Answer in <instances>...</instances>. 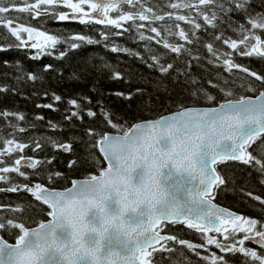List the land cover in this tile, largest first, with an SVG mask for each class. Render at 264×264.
Segmentation results:
<instances>
[{
	"label": "snow or ice",
	"instance_id": "snow-or-ice-1",
	"mask_svg": "<svg viewBox=\"0 0 264 264\" xmlns=\"http://www.w3.org/2000/svg\"><path fill=\"white\" fill-rule=\"evenodd\" d=\"M60 6L70 11L60 10ZM163 6L171 11L158 14L143 0H0V29L14 38L0 52L21 49L32 60L51 56L54 51L58 58L64 57L66 52L58 48L60 44L77 49L82 44H100L101 39L109 41L112 36L135 33L145 42L146 52L116 44L110 51L141 59L159 73V78L146 80L127 94L115 91L109 95L125 101L140 97L137 108L141 113L168 112L159 118L141 117L131 122L118 118L102 99L95 103L90 96L64 100L60 94L45 91L44 98L51 96V102L36 107L58 111L56 104L64 101L68 106L66 122L84 124L87 118L94 125L85 126L77 140L48 138L54 153L73 154L74 145L81 144L87 158L70 159L67 170L84 167L88 174L83 179H73L67 171L52 170L55 155L40 159L17 155L25 149L34 154L43 151L44 144L0 134V164L5 163V158L12 159L11 164L0 167V182L9 185L0 192L30 195L33 199L27 208L36 207L39 215L50 217H24V205L0 204V264H173V258L176 264H191L189 253L197 258V264H231L230 258L237 254L242 264H264V220L215 203L218 192L227 186L218 166L228 162L252 168L264 185V74L236 62V57L264 61V0L258 4L256 0H196L194 4L189 0H166ZM178 9L188 10L187 14ZM234 13L245 22L234 24ZM28 18L72 20L103 28L100 39L85 35L60 39L18 22ZM157 22L162 24L155 26ZM221 27L231 30L236 38L219 31ZM144 29L154 35H146ZM209 29L215 30L211 42H202L198 33ZM41 37L43 44L39 42ZM148 42L159 46L155 52ZM198 43L206 50L208 63L219 62V74H228L222 81L201 82L192 75V69L205 59L193 55ZM0 63L7 66L9 61ZM92 70L85 67L81 76L87 78ZM104 70L110 71L113 80L131 82V73L112 70L109 64L103 65L101 71ZM21 71L17 62L14 79L18 82L39 79L33 72L20 75ZM42 71L56 70L47 64ZM241 73L244 82L239 88L247 94L229 98L236 96L235 79L229 77L240 78ZM81 76L73 74L77 80ZM166 80L182 86L181 96L191 85L187 97L191 103L177 102L173 97L175 89L169 88ZM214 91L225 97L218 106H212L217 101ZM6 92L21 94L14 86L0 85V94ZM200 101L208 102L207 106H199ZM25 119L23 113L0 109V120L13 121L10 127L14 134L28 131L17 123ZM48 127L58 130L51 121ZM9 174L28 182L14 183ZM33 176L37 179L32 180ZM61 181H70L71 186L58 190L55 185ZM246 195L264 207L260 195L253 196L250 191ZM8 213L14 218H9ZM177 226L196 233L201 242L169 231ZM5 234L13 237L14 243ZM246 242H254L260 250L245 246Z\"/></svg>",
	"mask_w": 264,
	"mask_h": 264
},
{
	"label": "trees",
	"instance_id": "trees-1",
	"mask_svg": "<svg viewBox=\"0 0 264 264\" xmlns=\"http://www.w3.org/2000/svg\"><path fill=\"white\" fill-rule=\"evenodd\" d=\"M7 3L8 0H5ZM29 2H34V0H29ZM145 4L153 7L154 11L161 14L165 9L163 3L166 0H143ZM190 2V1H189ZM195 3V2H191ZM259 3V0H256ZM60 10H62L60 8ZM257 11L260 9L257 8ZM176 11L182 14H187L186 9H178ZM192 15L195 16V10H193ZM51 16V13H49ZM233 23H243L244 18L240 14H232ZM18 22H23L27 26L36 27L39 30L47 31L50 35H56L60 39H71L76 35H85L92 37L93 39H100L99 32L102 30L103 26H90L81 25L78 21H65L60 22L50 18H37L32 20L28 18L27 20H22ZM162 22H157L160 26ZM183 26V22H181ZM146 35H154L148 32L147 29L143 30ZM221 32H225V35L232 36L236 38L231 30H226L225 27H221ZM215 30L209 29L207 32L198 33L201 37L202 42H211V37ZM5 30L0 29V48H7L8 44L11 43L14 38L7 37L4 35ZM216 34H219L216 32ZM152 45V51L155 52L159 46L155 45L154 42H148ZM108 44V47H105ZM116 44L122 47H128L134 51L146 52L144 48V41H140L138 36L133 34H125L123 37H110L109 41H104L101 39L100 44L87 45L82 44L80 48L72 49L67 46V44H60L58 48L64 50L66 55L64 57L58 58V52L54 51L53 55H42L37 60H32L29 58V53L21 50L11 48L8 51L0 52V62L9 61V64L5 66L0 63V85L14 86L19 89V95L13 94L11 92H6L0 94V109L13 110L23 113L26 117L25 121L17 122L19 125L25 127L28 131L24 134L13 133L10 127L13 121L0 120V134L5 135L7 138H12L15 135L19 140L26 142H41L44 144V150L38 153H33L29 149H25L23 154L25 156L35 155L37 159L50 157L52 155L56 156L55 161L50 166L52 170H59L61 172L67 171V175L70 178H85L88 174V170L84 167H80L78 170H67V162L70 159L80 157L87 158L82 151V145L77 143L74 145L75 152L73 154H65L59 152H53L50 144L48 143V138L56 139L61 142L67 141L69 139L77 140L79 139L84 130L85 126H94L92 122L87 118L84 124L73 120L71 123L64 120L65 109L68 107L64 101L58 102L56 107L58 111H52L45 108L36 107L37 104H46L51 102V96L44 98L43 93L45 91L54 92L56 94L62 95L64 100L67 98H81L83 96H90L92 102L95 103L98 99H102L104 106L110 111L114 112L118 118H123L131 122H137L141 117L147 118H157L160 115L168 113L167 111H153V112H143L141 113L137 105L140 103V97H134L131 101H125L123 99L117 98L115 96L109 95L110 92H123L125 94L134 91L137 86L143 84L146 80L156 81L159 78V73L153 69H149L145 63L128 53H112L110 51L111 45ZM225 51L229 49L225 48ZM32 54L34 51L32 50ZM205 56V59L198 66L192 69V75L201 82H206L209 79L214 81H222L224 76L219 73L222 71L219 69V62L217 64H209L206 58V50L201 46V44L196 45V51L193 55ZM147 58V57H146ZM17 62H19V67L22 71L20 75H26L27 72H33L39 79L37 81L18 82L14 78L17 73ZM236 62L241 65L248 67L252 71H256L259 74H264V61L259 58H247V57H236ZM47 64H52L56 71L44 73L42 71L43 66ZM104 64H109L112 70H119L122 74L131 73V82H126V79L113 80L110 75L109 70L101 71ZM87 67L88 69H94L89 71L87 78L81 76L82 70ZM73 74L76 76H81L79 80L73 78ZM240 78L230 76V79H235L236 96L229 97L232 99L238 98L240 94H247L244 89L239 88V85L244 82L243 74H239ZM169 88L174 87L173 97L177 102L183 101L184 103L190 104L191 101L187 98L192 86L187 85L188 91L185 92L183 96L179 93L182 86H174L170 80L165 81ZM151 91V89H149ZM217 95V101L213 104L224 101L225 97L222 94L213 92ZM163 99V97H161ZM206 101H200L199 106H207ZM212 105V106H213ZM159 108V104L156 105ZM174 110V109H171ZM37 116H43V120L36 119ZM134 117L136 119H134ZM54 122L58 125L57 131H51L48 127V122ZM62 129V131L60 130ZM250 151L252 149H249ZM255 154V153H254ZM12 159L5 158V163L0 164V167L7 164H11ZM48 167V166H45ZM26 172H31L30 169L22 168ZM218 171L226 179L227 186L220 190L216 195L215 202L221 206L227 207L237 213L243 214L247 217L257 218L264 220V207H261L259 202L252 200L247 197V192H252L253 196L260 195L264 199V185L259 183L260 176L252 168L242 165L238 162H228L227 164L218 166ZM14 178V183H27L24 178L16 176V174H9ZM32 180L37 179V177H31ZM40 182H45L43 175L39 177ZM70 181H61L55 185L57 189L65 188L69 185ZM9 185L0 182V188H6ZM32 197L23 192L11 193V192H0V204L4 205H24L25 212L24 217H33L35 219H45V215H39L36 207H32L30 210L27 208L29 202L32 201ZM39 204V202H36ZM44 209H47L44 206ZM9 218H14L13 214H6ZM19 217L20 214H15ZM23 218V217H20ZM34 226V225H30ZM172 234L179 236L180 238L187 239L196 243H200V237L195 233H188V230H172L169 229ZM5 238L9 239V242H13L14 238L5 234ZM179 247V246H177ZM187 252V250H184ZM204 254V253H203ZM179 255V254H178ZM190 257L191 264H197V258L188 254ZM231 264H241L242 261L239 256L230 258ZM173 264H176V259L173 258Z\"/></svg>",
	"mask_w": 264,
	"mask_h": 264
},
{
	"label": "flooded vegetation",
	"instance_id": "flooded-vegetation-1",
	"mask_svg": "<svg viewBox=\"0 0 264 264\" xmlns=\"http://www.w3.org/2000/svg\"><path fill=\"white\" fill-rule=\"evenodd\" d=\"M227 208V207H226ZM229 209V208H228ZM172 230H182V229H185V228H183L182 226H177L176 228H171ZM188 233L189 234H191V233H194V232H192V231H189L188 230ZM196 234V233H195ZM200 242H201V240H200ZM245 246H247V247H252V248H256L257 249V251H259L260 249H259V246L258 245H256L254 242H246V245ZM213 251H215V249L213 248L212 249ZM204 254H207V253H204ZM236 256H239L240 257V255L239 254H237ZM241 258V257H240ZM241 260V259H240ZM242 264V263H241Z\"/></svg>",
	"mask_w": 264,
	"mask_h": 264
},
{
	"label": "rangeland",
	"instance_id": "rangeland-1",
	"mask_svg": "<svg viewBox=\"0 0 264 264\" xmlns=\"http://www.w3.org/2000/svg\"><path fill=\"white\" fill-rule=\"evenodd\" d=\"M190 2H195L196 3V0H189ZM60 8L62 9V10H64V11H70L69 9H67L65 6H60ZM182 10V9H181ZM39 42L40 43H44V38L43 37H41V38H39ZM33 51H35V50H33Z\"/></svg>",
	"mask_w": 264,
	"mask_h": 264
},
{
	"label": "water",
	"instance_id": "water-1",
	"mask_svg": "<svg viewBox=\"0 0 264 264\" xmlns=\"http://www.w3.org/2000/svg\"><path fill=\"white\" fill-rule=\"evenodd\" d=\"M223 101H221V102H219V103H222ZM219 103H217L216 105H213V106H218V104ZM166 114H168V113H166ZM166 114H164V115H166ZM157 118H159V117H157ZM74 179H83V178H74ZM71 185H70V183H69V185L67 186V187H70ZM64 188H62V189H58V190H63ZM47 207V206H46ZM223 207V206H222ZM226 208V207H225ZM46 219H50V217H47ZM35 226V225H34ZM10 243H14V242H10Z\"/></svg>",
	"mask_w": 264,
	"mask_h": 264
}]
</instances>
